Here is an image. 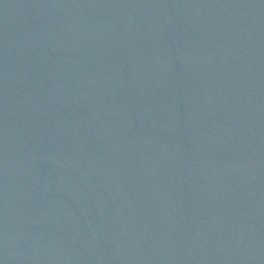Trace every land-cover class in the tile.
I'll return each instance as SVG.
<instances>
[{
	"label": "water",
	"instance_id": "obj_1",
	"mask_svg": "<svg viewBox=\"0 0 264 264\" xmlns=\"http://www.w3.org/2000/svg\"><path fill=\"white\" fill-rule=\"evenodd\" d=\"M0 264H264V0H0Z\"/></svg>",
	"mask_w": 264,
	"mask_h": 264
}]
</instances>
